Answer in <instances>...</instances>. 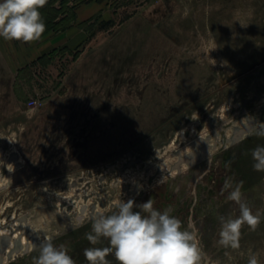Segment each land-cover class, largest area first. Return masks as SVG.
<instances>
[{"label": "rangeland", "instance_id": "obj_1", "mask_svg": "<svg viewBox=\"0 0 264 264\" xmlns=\"http://www.w3.org/2000/svg\"><path fill=\"white\" fill-rule=\"evenodd\" d=\"M40 11L50 46L81 37L46 53L42 39L0 38V175L13 181L0 188V264H34L48 236L88 264L84 249L109 246L85 237L94 215L150 198L194 222L208 264H248L249 250L264 264V172L251 156L264 147V0H48ZM226 179L262 213L238 250L217 244L220 217L239 215Z\"/></svg>", "mask_w": 264, "mask_h": 264}, {"label": "clouds", "instance_id": "obj_2", "mask_svg": "<svg viewBox=\"0 0 264 264\" xmlns=\"http://www.w3.org/2000/svg\"><path fill=\"white\" fill-rule=\"evenodd\" d=\"M47 3L48 0H0V38L22 43L40 40L46 31L40 10ZM238 23L241 27L247 26L241 21ZM254 132L264 137V122H260ZM251 156L254 170L264 172V147L257 146ZM3 166L9 173L14 171L12 164L4 163ZM12 183L10 176L0 175V188ZM242 186L243 181L235 186L230 179L224 183V189H231L227 199L239 206L237 217H220L217 244L226 249H240L244 226L255 231L261 223L262 213L259 210L254 213L249 207L243 198ZM153 204L151 198L141 204H136L133 199L122 200L114 205L111 214L96 213L91 221V231L85 233V237L92 245L102 238L107 239L109 246L84 249L88 264H110L109 255L114 256L117 264H208L194 222L189 219L185 228L182 221L171 214V208L160 211ZM84 223L83 216L71 221L73 230ZM53 240L54 237L48 236L39 245L34 264H76L67 248L56 246ZM248 264H260L251 250Z\"/></svg>", "mask_w": 264, "mask_h": 264}, {"label": "crops", "instance_id": "obj_3", "mask_svg": "<svg viewBox=\"0 0 264 264\" xmlns=\"http://www.w3.org/2000/svg\"><path fill=\"white\" fill-rule=\"evenodd\" d=\"M90 9V11H91V14H92V12H93V14L97 11V9L96 8H94V7H90L89 8ZM92 14V15H93ZM77 15H78V18H79V21H83V20H81L82 19V16H81V8H79L78 9V13H77ZM79 30L78 29H75V30H73V32H70L69 34H70V36L69 37H67V36H61V37H59V38H57L56 40L58 41V43H56V44H51L52 46H50L49 45V35H47L45 38H41L42 39V42H41V44L40 45H43L44 47H45V53L46 52H49L50 51V49H52V48H54V47H56V46H59V45H64V46H77L78 45V41H77V38L79 37H81V35L79 34L80 32H78ZM65 35V34H64ZM79 35V36H78ZM10 43H6V45H3V46H8ZM9 46H11V45H9ZM47 48V49H46ZM9 54V55H8ZM2 56H6L5 58H6V61L9 63V64H11V61H13L12 59H11V54H10V51L9 52H7V51H3V53H2ZM42 56V54L40 55V54H38V56H37V58H40ZM18 61V60H17ZM25 61V60H24ZM30 63V62H29ZM15 66V65H14Z\"/></svg>", "mask_w": 264, "mask_h": 264}, {"label": "trees", "instance_id": "obj_4", "mask_svg": "<svg viewBox=\"0 0 264 264\" xmlns=\"http://www.w3.org/2000/svg\"><path fill=\"white\" fill-rule=\"evenodd\" d=\"M49 32V30H46L45 33Z\"/></svg>", "mask_w": 264, "mask_h": 264}]
</instances>
